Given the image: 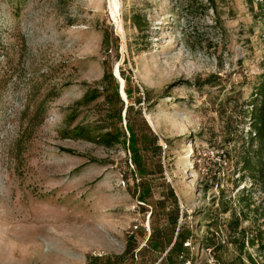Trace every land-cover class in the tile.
I'll use <instances>...</instances> for the list:
<instances>
[{"label":"rangeland","instance_id":"374dc122","mask_svg":"<svg viewBox=\"0 0 264 264\" xmlns=\"http://www.w3.org/2000/svg\"><path fill=\"white\" fill-rule=\"evenodd\" d=\"M104 61L125 104L122 73L129 77L135 108L158 136L194 264H264V168L248 139L264 74V0H0V264H84L121 253L133 226L146 223L150 208L131 180L121 184L132 171L127 143L67 134L124 128V109L116 121L104 94L78 103L101 89ZM154 179L150 232L160 213L153 201L165 192ZM206 238L222 249H205ZM163 253L145 246L125 264H154Z\"/></svg>","mask_w":264,"mask_h":264},{"label":"trees","instance_id":"16d2710c","mask_svg":"<svg viewBox=\"0 0 264 264\" xmlns=\"http://www.w3.org/2000/svg\"><path fill=\"white\" fill-rule=\"evenodd\" d=\"M130 21L137 30V37H142L145 29V21L142 15L134 12L130 16ZM137 43L138 42L135 41L136 50L144 49V45H141V42L139 43L140 45H137ZM102 45L105 47L109 45L108 36L106 34L103 36ZM103 64V74L98 82L101 89L93 88L87 91L78 103L86 104L104 94L106 103L108 107L111 108L109 112L116 121L121 122L122 110L124 109V128L116 127L113 130L105 129V131L93 133L88 126L80 125L73 127L67 134L72 138L95 142L104 147H112L120 143L125 145L127 143L126 148L129 151V160L134 167V171H130V168H128V172H124L123 176L127 178L131 173L136 174L132 185L134 186V191L137 193L136 199L138 204L150 208V231L152 224L150 218L154 213L152 205L148 203L147 199L150 197L151 188L156 180L154 177L159 179V184L164 187L163 189L165 192L160 199L153 201V206H158L160 213L158 217L154 219L157 223L153 225L152 232H149L148 239L143 246L135 251L136 247H138L139 239L147 233L143 226H137L129 231L121 253L87 255L84 264H125L127 261L134 263L136 253L140 252L145 246H149L152 252H164L158 261H156L157 264L162 263L164 257L166 260L165 263L162 264H181L183 259L189 256V250L183 246V243L190 238L191 234L189 230L186 229L185 225L181 223L184 210L180 209L173 188L164 179L163 164L160 160L162 149L161 145L158 143V136L147 124L140 107L135 108L141 100L140 98L133 97L129 77L122 73V78L125 81L124 92L129 99V102L125 104L119 95V83L113 77L112 71L110 67H108V62L104 61ZM258 86L257 94L259 99L251 103L252 107L248 116L250 120L248 139L251 145H256L255 155L257 156L256 160L258 163L257 170L262 171L264 168V74ZM101 130L104 129L102 128ZM67 152L72 151L67 150ZM244 164L245 169L252 166L247 160L244 161ZM127 184H129V182ZM167 201L169 202V206L166 205ZM228 225L234 235L232 241L237 242L238 238L235 237V235L240 233L238 223L236 221H229ZM205 242V249H209V246L212 245L214 251H219L223 247L221 243H215L212 238H206ZM252 242L251 240V243ZM242 248L243 242L240 244L239 250L242 251ZM147 258V260H151L150 255L147 256ZM248 259L252 264H257L250 256H248ZM218 261L222 262L220 260ZM191 264H194L193 260H191ZM203 264H206V262Z\"/></svg>","mask_w":264,"mask_h":264},{"label":"built area","instance_id":"2783aa9c","mask_svg":"<svg viewBox=\"0 0 264 264\" xmlns=\"http://www.w3.org/2000/svg\"><path fill=\"white\" fill-rule=\"evenodd\" d=\"M129 165H130L132 171H134V167H133L131 161L129 162ZM135 177H136V174L135 173H133V176H129L127 178L124 177V176H122V178H121V184L122 185H125L126 183L130 182L129 180H131V183H133ZM180 209L181 210L183 209L182 203H180ZM147 214L148 215H147L146 223L144 225H142V223H141V225H139V226H143L145 228L146 232L149 233L150 232V227H149V215H150V211ZM180 220H181V218H180ZM137 226L138 225H134L133 228H136ZM183 246L189 250V256H188V258L183 259V261H182L181 264H191V260H193V257H194V253H192V251H190L191 250V242L189 240H186L183 243ZM207 250L209 251V249H207ZM205 262H206V264H227V263H224V262H219L217 259H214L212 256H209L206 259ZM154 264H157V262L154 263Z\"/></svg>","mask_w":264,"mask_h":264},{"label":"water","instance_id":"95a60500","mask_svg":"<svg viewBox=\"0 0 264 264\" xmlns=\"http://www.w3.org/2000/svg\"><path fill=\"white\" fill-rule=\"evenodd\" d=\"M120 89H121V85L119 86V93L121 94ZM121 99L124 100V98L122 97V95H121Z\"/></svg>","mask_w":264,"mask_h":264},{"label":"bare ground","instance_id":"6f19581e","mask_svg":"<svg viewBox=\"0 0 264 264\" xmlns=\"http://www.w3.org/2000/svg\"><path fill=\"white\" fill-rule=\"evenodd\" d=\"M116 72V71H115ZM119 78V76H117ZM121 92L123 91V85L121 86ZM123 93V92H122ZM125 98V96H123Z\"/></svg>","mask_w":264,"mask_h":264}]
</instances>
